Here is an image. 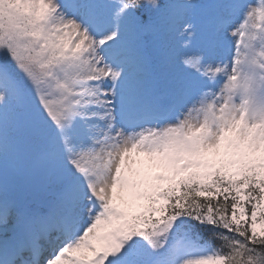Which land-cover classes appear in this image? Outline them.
<instances>
[{
	"label": "snow or ice",
	"instance_id": "1",
	"mask_svg": "<svg viewBox=\"0 0 264 264\" xmlns=\"http://www.w3.org/2000/svg\"><path fill=\"white\" fill-rule=\"evenodd\" d=\"M0 264H264V0H0Z\"/></svg>",
	"mask_w": 264,
	"mask_h": 264
},
{
	"label": "rangeland",
	"instance_id": "2",
	"mask_svg": "<svg viewBox=\"0 0 264 264\" xmlns=\"http://www.w3.org/2000/svg\"><path fill=\"white\" fill-rule=\"evenodd\" d=\"M198 45L196 43H193L192 48L189 49V51H195Z\"/></svg>",
	"mask_w": 264,
	"mask_h": 264
}]
</instances>
